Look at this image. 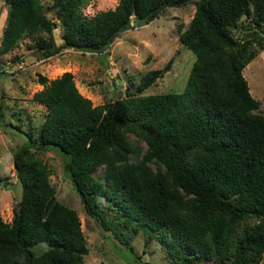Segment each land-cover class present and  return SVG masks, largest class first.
<instances>
[{
  "label": "trees",
  "instance_id": "trees-1",
  "mask_svg": "<svg viewBox=\"0 0 264 264\" xmlns=\"http://www.w3.org/2000/svg\"><path fill=\"white\" fill-rule=\"evenodd\" d=\"M8 11L0 53L31 32L43 56L57 52L41 0H5ZM88 0H52L62 24L63 45L103 52L112 38L132 26V17L148 22L169 6L195 5L180 40L195 59L179 92L141 94L170 67L146 70L134 92L92 104L64 71L47 79L32 98L48 110L34 145L66 157L65 170L84 209L103 230H112L121 246L140 256L103 213L101 194L117 196L132 230L157 237L174 264H213L200 258L220 256L226 264H260L264 256V114L249 91L242 70L264 47V0H118L114 7L86 16ZM242 16L255 25L240 37L233 27ZM250 23V24H251ZM263 31V32H262ZM16 60V59H15ZM24 132L18 125L3 122ZM30 140V134L24 132ZM142 137L146 149L127 134ZM32 141V140H31ZM30 142L11 150L14 175L24 185L11 221L0 214V264H85L88 248L75 209L55 196L45 165L32 157ZM104 166L105 183L92 171ZM246 217L254 220L241 232ZM148 240H146L147 242ZM43 243L42 251L33 246ZM182 246L187 247L185 252ZM146 264H153L146 261Z\"/></svg>",
  "mask_w": 264,
  "mask_h": 264
},
{
  "label": "rangeland",
  "instance_id": "rangeland-1",
  "mask_svg": "<svg viewBox=\"0 0 264 264\" xmlns=\"http://www.w3.org/2000/svg\"><path fill=\"white\" fill-rule=\"evenodd\" d=\"M43 9L49 19L57 20L52 35L57 52L49 56L41 54L37 40L48 38L45 31L31 32L19 40L18 44L7 52L0 53V109L2 120L18 125L27 135L14 127L0 126V214L3 220L10 222L16 202V176L14 175L11 150L30 142L29 150L34 159L40 160L46 168L50 183L54 186L55 196L67 206L75 209L80 226L86 239L88 251L83 256L85 264H137L135 256L121 246L112 230H103L97 222L86 213L78 192L65 170L66 157L52 148L36 146L45 114L48 110L44 103L32 98L33 92L43 87L37 74H44L47 79L59 76L64 71L73 73V80L79 92L90 98L92 104L126 96V86L134 92L139 77L148 69L160 68L172 57V62L163 76L144 89L141 94L182 91L191 65L195 59L194 52L179 38L178 27L184 28L190 20L195 5L191 2L180 6H169L148 22H139L134 17L132 26L110 41L103 52L81 51L78 48L63 45L62 24L57 18L56 9L51 7L52 0H41ZM118 0H88L82 7V14L90 16L97 11L114 7ZM8 3L0 0V39L6 22ZM243 26H236L232 31L240 37L250 32L255 25L242 16ZM251 23V24H250ZM263 32V31H262ZM264 35V32H263ZM16 59V60H15ZM249 91L260 100L259 111L264 114V47L242 70ZM127 137L134 144L146 149L142 137L128 133ZM32 140V141H31ZM96 179L105 183L104 166L92 171ZM103 213L113 222V228L123 231V238L140 256L142 264H174L176 256L169 254L157 237H150L145 229L132 230L136 218L128 219L127 212L117 200L105 192L101 194ZM254 220L246 217L239 230ZM146 240H148L146 242ZM45 245L39 243L32 247L37 253ZM185 252L187 247L182 246ZM204 262L226 264L228 259L220 256L200 258ZM264 264V256L260 261Z\"/></svg>",
  "mask_w": 264,
  "mask_h": 264
},
{
  "label": "water",
  "instance_id": "water-1",
  "mask_svg": "<svg viewBox=\"0 0 264 264\" xmlns=\"http://www.w3.org/2000/svg\"><path fill=\"white\" fill-rule=\"evenodd\" d=\"M16 184V201L21 202L23 199L24 185L21 179L17 178L15 181Z\"/></svg>",
  "mask_w": 264,
  "mask_h": 264
}]
</instances>
